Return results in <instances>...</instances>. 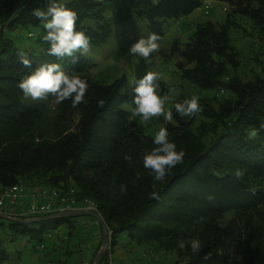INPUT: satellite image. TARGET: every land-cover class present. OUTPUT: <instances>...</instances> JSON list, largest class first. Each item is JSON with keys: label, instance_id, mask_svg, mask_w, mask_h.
I'll use <instances>...</instances> for the list:
<instances>
[{"label": "trees", "instance_id": "obj_1", "mask_svg": "<svg viewBox=\"0 0 264 264\" xmlns=\"http://www.w3.org/2000/svg\"><path fill=\"white\" fill-rule=\"evenodd\" d=\"M23 1L17 10L10 0L0 1V189L37 184L62 193L73 189L77 200L96 205L110 232L112 252L124 239L123 247L135 244L174 254L173 264H264V69L246 82L236 77L237 55L228 35L233 20L246 17L264 39V0H216L227 8L223 23L198 24L183 45L176 64L180 76L201 90L218 89L229 98L216 109L210 105L212 99L203 98L202 111L183 118L175 104L188 98L181 95L175 101L173 120L164 121L163 127L185 156L164 182L156 184L159 200L149 199L153 177L142 162V153L156 147L154 137L144 135L131 113L122 109L127 100L122 92L125 77L99 83L90 78L92 65L81 54H75V63L70 57L48 55L44 23L32 16L40 0ZM63 4L77 13L76 30L83 31L91 44L105 42L111 25L132 19L162 39L168 19L187 17L202 5L201 0ZM28 27L36 30L32 48L21 50L11 38H2V32ZM19 54L31 61V69L20 63ZM44 63H59L64 71L87 80L84 102L73 108L70 100L57 104L51 96L25 99L18 83ZM230 71L234 73L229 78ZM197 117L221 125L208 143L207 125L194 128ZM254 129L257 135L252 137ZM126 156L132 157L131 163ZM72 220L36 223L38 228L0 220V237L2 233L26 238L41 246L50 230L62 224L73 229ZM181 239H198L200 252L193 253L190 245L181 250L177 243ZM208 253L211 258L205 260ZM8 261L0 244V264Z\"/></svg>", "mask_w": 264, "mask_h": 264}, {"label": "rangeland", "instance_id": "obj_2", "mask_svg": "<svg viewBox=\"0 0 264 264\" xmlns=\"http://www.w3.org/2000/svg\"><path fill=\"white\" fill-rule=\"evenodd\" d=\"M1 1V0H0ZM15 10L24 4L23 0H10ZM69 0H59L66 3ZM100 1V0H99ZM201 7L195 10L191 16L180 19H168L164 23L163 37L158 41L160 47L157 52L151 54L148 60L140 56H128L127 51L140 37L149 35L146 25L136 19L126 23L113 24L110 34L105 42L91 44V51L87 55L89 64L92 65L89 76L99 83H111L117 78L125 77L126 84L122 89L127 96L122 109L132 115L133 105L132 88L135 80L141 78L146 71L157 72L160 79V94L168 96L165 110H172L175 101L181 96L190 99L193 95L201 99H212L211 107L216 109L217 104L229 95L221 94L218 89L201 90L194 84L184 80L177 70L176 64L181 60L183 45L189 36L194 32L198 24L211 22L221 24L226 17V6L216 0H201ZM208 3L211 8L207 15L203 14V7ZM47 0H40L37 8L46 9ZM234 26L228 30L230 46L237 55L238 65L235 69V76L242 82L252 80L254 77L263 74L264 69V39L246 17H237ZM33 38L27 39L28 34ZM9 37L19 49L34 47L36 30L26 28L18 29L15 32H2V38ZM80 54V53H76ZM231 74L227 75L233 76ZM133 116V115H132ZM133 119L146 136L155 137L156 132L163 127L164 118L154 117L144 122L141 117L133 116ZM172 122V121H171ZM200 123L207 125L209 131L205 136V143H208L221 131V125H212L209 120L197 117L194 128ZM213 131V132H210ZM73 229L60 225L57 229L48 233L50 238H45L40 245L36 242H29L26 238H9L1 233V247L8 253L9 261L5 264H92L95 250L100 244L101 229L99 220L93 216L84 215L73 218ZM29 227L38 228V224H29ZM71 229V230H70ZM70 232V233H69ZM127 243L121 239L118 247L111 252V260L115 264H173L176 259L174 254H166L151 247L136 246L128 244L125 247L121 244ZM104 264H107V254H104ZM102 262V261H101Z\"/></svg>", "mask_w": 264, "mask_h": 264}, {"label": "clouds", "instance_id": "obj_3", "mask_svg": "<svg viewBox=\"0 0 264 264\" xmlns=\"http://www.w3.org/2000/svg\"><path fill=\"white\" fill-rule=\"evenodd\" d=\"M32 16L44 23L46 35L43 39L49 43L48 55L59 59L65 57L73 58L76 62L75 54L87 55L91 51L90 38L83 31L76 30V22L79 19L77 13L59 0H47L46 9L34 8ZM161 36L157 33H150L147 37H140L137 42L130 45L127 55L140 56L148 60L152 53L159 50ZM20 63L31 69V61L23 54H19ZM160 76L157 72L146 71L145 74L135 80L132 88L131 104L133 116H139L144 122H148L154 117H163L165 123L173 120L171 110H165L168 96L160 94V85L157 81ZM17 87L22 91L25 99L47 100L53 97L55 103L71 101L73 108L84 102L88 92V82L75 73H68L63 70L59 63H44L23 76ZM103 104L104 101H98ZM175 111L180 117H193L202 111L199 98L193 95L190 99H184L175 104ZM264 128V124L261 125ZM257 131L254 129L251 136L255 137ZM154 147L151 152L142 153V162L145 169L153 177V191L149 193V199L159 200V193L155 191L158 182H164L165 178L171 174L173 168L183 163L185 152L177 151L176 144L170 142L167 127H161L154 137ZM125 159L132 162L131 156ZM239 173L237 177H239ZM121 191L125 186H120ZM178 247L186 251L190 245L191 251L198 254L201 244L198 239L179 240ZM211 258V253L204 256L205 260Z\"/></svg>", "mask_w": 264, "mask_h": 264}, {"label": "built area", "instance_id": "obj_4", "mask_svg": "<svg viewBox=\"0 0 264 264\" xmlns=\"http://www.w3.org/2000/svg\"><path fill=\"white\" fill-rule=\"evenodd\" d=\"M210 8L211 6L205 3L203 14L207 15ZM80 206L82 207L81 210L93 213L101 219L96 205L87 199L77 200L73 189L62 193L53 187L42 184L33 186L15 185L0 189V216L19 220H33L48 215L78 211L77 208ZM107 236L108 245L105 249L107 264H115L111 260L112 251L109 244L110 232L108 230ZM46 238H50V235L48 234ZM39 248L41 249V246Z\"/></svg>", "mask_w": 264, "mask_h": 264}, {"label": "water", "instance_id": "obj_5", "mask_svg": "<svg viewBox=\"0 0 264 264\" xmlns=\"http://www.w3.org/2000/svg\"><path fill=\"white\" fill-rule=\"evenodd\" d=\"M84 215L93 216L99 220L100 229H101V240H100V244L98 246V250H97V252L93 258L92 264H100L102 259H103V256H104L105 249L108 245V236H107V230H106V227H105L103 221L101 219H99L97 215H95L93 213H89V212L82 213V212L73 211V212L48 215V216L41 217L38 219H33V220H19V219H15V218H11V217L0 216V220L5 221V222L17 223L20 225H28V224H33V223L46 222V221H50V220H54V219H72V218H76V217H80V216H84Z\"/></svg>", "mask_w": 264, "mask_h": 264}, {"label": "crops", "instance_id": "obj_6", "mask_svg": "<svg viewBox=\"0 0 264 264\" xmlns=\"http://www.w3.org/2000/svg\"><path fill=\"white\" fill-rule=\"evenodd\" d=\"M189 16H191V14H190ZM189 16H187V17H189ZM81 208H82L81 206L78 207V208H77V210H78L77 212L87 213V212H85L84 210H81ZM80 217H81V216H80ZM76 218H77V217H76Z\"/></svg>", "mask_w": 264, "mask_h": 264}]
</instances>
